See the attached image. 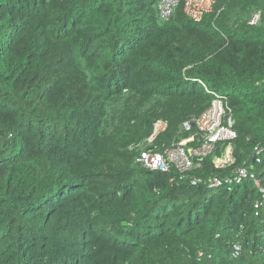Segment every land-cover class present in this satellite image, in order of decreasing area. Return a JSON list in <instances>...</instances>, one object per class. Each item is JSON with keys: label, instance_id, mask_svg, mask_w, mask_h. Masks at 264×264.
Segmentation results:
<instances>
[{"label": "trees", "instance_id": "obj_1", "mask_svg": "<svg viewBox=\"0 0 264 264\" xmlns=\"http://www.w3.org/2000/svg\"><path fill=\"white\" fill-rule=\"evenodd\" d=\"M160 1L0 0V264H264V0ZM209 91L238 137L182 179L143 167Z\"/></svg>", "mask_w": 264, "mask_h": 264}, {"label": "built area", "instance_id": "obj_2", "mask_svg": "<svg viewBox=\"0 0 264 264\" xmlns=\"http://www.w3.org/2000/svg\"><path fill=\"white\" fill-rule=\"evenodd\" d=\"M219 0H161L159 3V16L162 20L170 19L179 7H183V11L187 17L195 22H200L205 15L211 13ZM262 18V12L253 14L250 23L257 25ZM202 85L207 89L206 84L200 80ZM208 90V89H207ZM214 95L211 106L203 113L193 116L186 120L181 131L189 133L188 136L181 140H174L173 143L158 150L153 145V141L149 138L145 141L134 144L131 148L140 151L137 161L152 171L176 172L182 179L188 177L196 168L201 166L198 159L205 158L210 155L216 148L218 143L232 142L238 135L234 128L235 120L233 111L228 101L220 93L209 91ZM248 175L247 168H240L233 178L225 180L212 176L206 180L211 187H217L224 182L232 183L235 180L240 181ZM255 179L256 184L259 181ZM193 183L197 184L203 181L201 178H192Z\"/></svg>", "mask_w": 264, "mask_h": 264}]
</instances>
